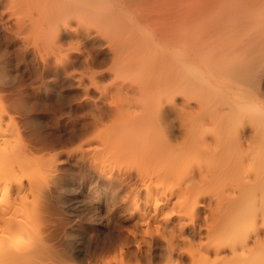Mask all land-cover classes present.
I'll list each match as a JSON object with an SVG mask.
<instances>
[{
    "label": "rangeland",
    "instance_id": "rangeland-1",
    "mask_svg": "<svg viewBox=\"0 0 264 264\" xmlns=\"http://www.w3.org/2000/svg\"><path fill=\"white\" fill-rule=\"evenodd\" d=\"M22 1L25 5L22 4ZM22 1L19 0L17 7H15V18L24 20L25 22H23L29 28L27 29L26 25L24 26L25 29L22 28L18 33L15 30L4 31L5 29L1 30L0 28V55L2 54L5 57L0 60V75L5 78L9 77L7 79L9 84L0 88V92L7 94L12 104L9 111L10 114L16 116L19 122L16 124L20 128L21 139L27 137V139L24 138L25 142L27 144L31 142L29 146L33 147L34 150L36 149L38 155L46 152L60 154L57 158L59 170L54 181L50 182L47 192L44 193L42 202V211L46 207L43 213L49 222V239L51 238L50 241L56 242L59 247L63 248L66 254L76 261V264H81L86 259L95 258V256L102 254L105 237L110 233L115 234V230L119 228L127 234L125 242L111 254L105 264H129L127 259L129 240L135 242V249H138L139 246L142 248L144 244L137 245L138 242L132 234L136 230L134 226L137 227V215L134 212L138 207L145 208L147 201V191L142 185L139 173L146 175L149 169L152 166L154 167V164L151 162L149 164L151 160L142 155L138 154L136 157L134 153L126 152L124 141L122 137L120 138L121 135L115 131L117 122L115 114L118 111L119 114L138 113L143 108H149L154 100L161 97L159 87L158 90L154 87L156 76L154 75L152 62L146 56L144 62L142 61L129 73H125L126 77L123 80L126 83L118 81L115 87L109 89V92H115L116 88L119 87L123 93L126 92L129 95L126 98L115 97L113 100L115 110H113L109 104L111 97L101 95L96 88H89L85 92V86L90 84V81L87 77L82 79L88 71L86 62H84L86 61L84 54H87L89 50L97 55V60L99 59V62L92 67L97 70L110 69V71L100 72L96 77L97 82L103 85L117 79L114 76L116 64L115 62L112 63L114 61L112 60V53L106 47L105 40L93 32L92 35L97 36L94 39V41L97 40V44L93 42L92 35L89 36L91 39L88 38V35H84L87 37L86 39L85 37L81 39L83 51L87 50L86 53L81 55L75 53L76 55L74 54L73 58H65L61 62H58L53 55L47 57L45 55L47 51L55 46L54 43L49 41L54 31L49 22L52 17L57 16L55 13L59 11V5L65 2L60 0ZM128 2L132 6L130 4V9L126 15L128 14L127 17L132 23L134 19L136 20L135 15L141 10V5L143 7L146 5L144 12L147 16H152L153 13V15H159L157 13H160L168 19L172 18L169 12L171 13L173 8L179 9V16L177 18L173 17L175 20H172V23H175L174 26L181 28L179 31L181 32L182 41L179 42L177 49L179 53L177 58L181 62L177 58V62L175 59L173 60L179 64L183 74L189 78L195 76V82L198 81L199 85L198 92L204 98L208 97L213 103L215 98L222 101L231 98L238 102V98L242 94L239 101H243L241 103L244 104L239 106L236 103L235 105V109H237L235 111H238V107L254 103L255 99L252 96L255 93H261L264 97V0H130ZM46 4L50 6H46ZM34 5L36 8L33 7ZM55 6H57V10H53ZM32 12L35 14L33 15ZM83 14L84 18L86 17L83 18L84 21L91 22V18L85 13ZM39 22H41L40 25ZM72 24L73 27L76 25L75 22ZM159 29L155 23H151L144 33L147 37H153L158 34ZM46 33L50 36H46ZM190 33L191 36H189ZM7 35L10 37H7ZM63 41V43L66 42V46H69L71 38L64 35ZM92 43L96 45L99 53L92 49L94 45ZM47 44L49 47L46 46ZM159 46L157 49L159 48L160 51L167 50L166 45ZM188 55L189 57H187ZM68 59L70 61H67ZM189 61L194 62L192 66L195 67L194 69L190 68L189 70L187 66ZM3 71L4 73H2ZM81 73L82 75H80ZM118 79L122 80V78ZM94 81L93 85L100 87ZM209 81H212L213 86ZM256 88L258 90L254 91ZM222 89H226L225 92ZM208 92L209 96L204 95ZM226 92L228 93L225 94ZM85 96L88 98L84 99ZM222 96L223 98H221ZM130 98L131 100H129ZM249 100L251 101L249 102ZM181 101L180 96L179 103ZM89 113H95L101 120L103 119L104 123L99 131L89 137L88 140H85L95 129V122ZM114 136L118 138L115 139ZM98 137L103 139L104 144L94 141ZM113 138L114 140H112ZM79 144L84 145L82 152L71 151ZM46 145H48V148ZM90 152L99 154V159L96 161L91 160ZM111 157L116 158L117 165L106 166ZM59 161L61 162L59 163ZM147 162L148 164H146ZM144 163L146 165L140 166ZM139 168L141 170L137 171ZM160 181L155 180L151 185L155 192L161 190L164 186H159V183L163 182ZM135 187L141 188L140 194H137ZM180 200H183V198ZM146 248L147 246H145V250ZM156 248H160L159 242L156 244ZM154 264H161V262H155Z\"/></svg>",
    "mask_w": 264,
    "mask_h": 264
},
{
    "label": "bare ground",
    "instance_id": "bare-ground-1",
    "mask_svg": "<svg viewBox=\"0 0 264 264\" xmlns=\"http://www.w3.org/2000/svg\"><path fill=\"white\" fill-rule=\"evenodd\" d=\"M102 1L109 6L106 12L111 22L110 27L97 24V26L101 28L100 32L99 29L82 23L85 22L84 19L86 18H84L83 10L63 3L59 5L60 9L55 14H59L63 22L65 24L67 23V25L61 24L59 28L54 27L52 29H54L53 34L55 39H57V44H59L60 47H68L65 55L68 52L70 53L66 59L69 57L73 58L75 53L81 55L87 52V50H85L86 52L83 51L82 48L81 39L85 37L84 35H88V38L91 39L89 36L95 32L96 35L103 38L107 44L106 47H108L112 53L113 63L115 62L116 64L114 71L116 75L114 74V76H116L115 78L117 79L122 78V80H125V73H129L142 61L144 62L146 56L152 62V68L156 76L155 80L158 82L154 83V87L156 90H161V97L154 100L149 108H143L144 110L142 109V111L138 113H130L127 111V114H119L118 111V115L115 114V116H117L115 131L117 134L121 135L120 138L122 137L124 141L126 152H132L136 157L138 154L142 155L148 160H151L149 164L150 162L154 164V167L152 166L153 164L151 165L152 169L150 168L151 170L149 169L146 175H141V173H139L142 185H144L143 187H145L147 191V201L145 208L138 207L134 212L137 215V227L134 226L136 230H134L132 234L138 242L137 245H142L143 243L152 245L151 259L153 264L155 262L160 263L168 255V245L172 248L179 247L172 252V258L179 261V264H264V124L251 113L235 111L237 110L235 109L236 103H238L239 106L244 104L241 103L243 101H239L242 94L239 96L238 102L237 100L231 99L229 96L230 99L225 101L216 100L215 98L213 103L208 97L204 98L203 95H200V92H198L199 85L195 82V76L194 78H189L181 72L182 69L179 64L176 63V58L179 54L177 52L178 45L179 42L182 41L181 32L179 31L181 28L174 26L175 23H172V20H175L174 18L179 16L178 8H173L171 13L169 12L172 18L168 19L160 15V13H157L159 15H153V13L152 16H147L144 12V7L146 5L144 7L141 5V10L135 15L136 20L134 19L132 23L126 13L129 11L130 4L133 3V1H131V3L128 2L130 0ZM42 2L40 3L42 4ZM18 3L19 0H0L1 30H15V32L18 33L22 28L25 29L24 26L27 25H25V21L23 20V22L17 17L15 18V7H17ZM22 4H24L23 1ZM46 6L50 5L46 4ZM33 7H35V5ZM56 8L57 6H55L53 10ZM47 9L49 8L47 7ZM34 14L35 13H33V15ZM38 14L41 16L40 13ZM73 22L76 23L74 27L72 26ZM31 23L33 24V22ZM40 23L41 22H39V25ZM151 23H155L160 29L159 32L156 31L158 32L157 35L147 37L144 31L147 30L148 25ZM26 28L28 29L29 26L27 25ZM52 35H49V41L54 43ZM64 35L71 38L69 46L65 45L66 42L63 43ZM189 36H191V33ZM7 37L10 36L7 35ZM20 38L22 37L20 36ZM86 38L87 37H85V39ZM96 38L97 36L92 35L93 42L97 41H94ZM74 42H78L80 47L72 44ZM163 44L166 45V51H160L159 48L157 49L159 45V47H161ZM94 45L92 49L99 53L96 45ZM46 46H48V44ZM84 56L87 70H89L88 64L93 66L99 62V59L97 60V55H95L93 51L89 50ZM187 57H189V55ZM69 59L67 61H70ZM173 59H175L176 62ZM178 61H180V59H178ZM193 63L194 62L189 61L187 65L189 70L190 68H195L192 67L194 65ZM2 73H4V71ZM188 73L189 71L187 74ZM80 75H82V73ZM124 82L126 83V81ZM211 82L212 81H209V83ZM211 85L213 86L212 83ZM133 87L132 89L136 91ZM222 90L225 92L226 89ZM256 90L258 89H254V91ZM227 93L228 92L225 94ZM204 95L209 96V92ZM180 96L182 99L181 103H179ZM223 96L221 98H223ZM262 96L261 93H255L254 96H252L255 99V101H253L256 102L259 99H263L264 97ZM162 98H166L167 100L165 99L162 101L161 105L160 101ZM129 100H131V98ZM250 101L251 100H249V102ZM160 108V123L164 130L159 128L158 122L155 119H150L148 115H146L151 114L154 116ZM8 119L9 117H5V122H7ZM17 122L12 118L7 127H0V152H7L9 146L15 149L16 146L27 147L28 145L29 150L33 154L38 155L36 149L34 150L33 147L29 146L31 142L26 145L23 141L24 139H21L19 132L20 128L17 127L19 126L16 124ZM13 125L15 126L13 130L14 135L12 138H9V129H12ZM115 125L113 124V126ZM109 136H111V134H109ZM24 138L27 139V137ZM114 138L112 140H114ZM46 146L48 148V145ZM59 156L60 154L57 153V158H59ZM138 159L140 161V158ZM128 161L131 162L130 160ZM60 162L61 161H59V163ZM137 164L139 165V163ZM146 164H148V162ZM146 164H140V166L143 167V165ZM170 166L182 172L183 175H186L185 181L180 188L170 192L167 191L166 185L162 187L161 183H159V186L162 188L161 190H158V188V191L155 192L151 187L152 183H154L155 180L160 181V179H163ZM140 168L137 171L141 170ZM58 170L59 167L57 165V171ZM54 179L55 177L52 181H54ZM192 181H194L195 185H199V188L195 190L191 200H188L184 198L183 189ZM23 184V191H26L29 187V182L25 180ZM135 188L137 189V194H140L141 188ZM46 192L47 191H45V193ZM18 194H22V190L18 184L13 182L10 185V195L15 197ZM182 198L183 200H180ZM21 200L26 204L29 201L28 194L21 197ZM0 203H8V194L6 191ZM44 209H46V207ZM44 209L43 212L45 211ZM3 211L6 213L7 208ZM20 211H25V209L18 205L17 212L13 213L11 216L0 214V236L8 235L6 228L13 220L20 219L18 215ZM46 220L48 219L46 218ZM158 242L160 243V248H156ZM138 249H141V247L139 246Z\"/></svg>",
    "mask_w": 264,
    "mask_h": 264
},
{
    "label": "clouds",
    "instance_id": "clouds-1",
    "mask_svg": "<svg viewBox=\"0 0 264 264\" xmlns=\"http://www.w3.org/2000/svg\"><path fill=\"white\" fill-rule=\"evenodd\" d=\"M66 4L83 10V12L91 18V22H82L91 27L99 29L97 24L110 27L111 22L107 16V8L109 7L102 0H64ZM75 17V16H74ZM51 27H58L61 24L67 25L63 22L60 15L54 16L50 19ZM49 35L48 33L45 34ZM54 47L49 49L46 53L47 57L53 55L56 57L58 62L63 61L70 52L66 55L68 47H60L57 44L54 34ZM72 44L79 45L78 42ZM30 47V46H28ZM3 56L0 55V60ZM113 63V61H112ZM111 63V64H112ZM89 70L83 76L82 79L87 77L90 84L85 86V92L89 88H96L101 95H109L111 97L109 104L114 109L113 100L115 97H128L126 93H123L119 87L116 88L115 92H109V89L115 87L118 81L114 79L108 84H99L97 82V75L102 71H110L107 69L97 70L88 64ZM113 72V71H112ZM95 80L100 87L93 85ZM198 82V81H197ZM9 84V81L5 77H0V88H3ZM88 97L85 96L84 99ZM166 98H162L160 103ZM167 100V99H166ZM12 106L9 101L7 94L0 92V127H7L12 118L14 117L16 122V116L10 115L9 109ZM160 110L155 113L154 116L146 114L150 119H155L158 122L159 128H164L160 123ZM238 111L247 112L255 115L262 124H264V99L246 105L244 107H238ZM93 117L95 122L94 131L89 134L85 140L93 136L100 128L103 127V121L95 113H89ZM5 117H9L5 122ZM14 125L12 129H9V138L14 135ZM105 136L107 134H104ZM24 139V138H23ZM84 140V141H85ZM94 141L103 143L102 138H97ZM24 143L27 145L24 139ZM84 145L79 144L71 151H83ZM89 152V151H87ZM91 153V159L94 161L99 159V154L95 152ZM117 165L116 158L111 157L109 163L106 166ZM57 171V153L47 152L42 155L33 154L27 145V147L16 146L13 149L9 146L7 152H0V201L3 200L5 191L8 194V203H0V214L11 216L17 212V206L20 205L25 211L18 213L20 219L13 220V222L6 228L8 235L0 236V264H76V261L72 260L65 252V250L57 245L56 242L49 240L50 231L49 222L45 218V214L42 211V202L44 199V193L48 189L50 182L56 175ZM186 175L178 171L174 167H169L163 178L161 185H166L167 191H172L181 187L186 179ZM27 180L29 187L26 191H23V182ZM15 182L22 190V194H18L13 197L10 195V185ZM199 185H195L194 181L188 183L183 189V195L185 199L191 200L196 189ZM28 194L29 201L25 204L21 197ZM202 196V195H200ZM199 196V197H200ZM7 208L5 213L3 210ZM126 233L122 229H116L115 234L110 233L105 237V246L102 254L95 256V258L86 259L81 264H105L106 260L125 242ZM134 241L129 240L128 256L127 259L129 264H153L151 259L152 245L145 244L141 249H135ZM168 245V243H167ZM145 246L147 249L145 250ZM172 248L168 245V255L161 261V264H179V261L172 258V252L177 249Z\"/></svg>",
    "mask_w": 264,
    "mask_h": 264
}]
</instances>
